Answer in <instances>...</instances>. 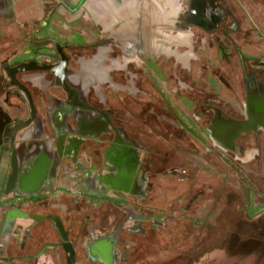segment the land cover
I'll use <instances>...</instances> for the list:
<instances>
[{
    "label": "flooded vegetation",
    "instance_id": "1",
    "mask_svg": "<svg viewBox=\"0 0 264 264\" xmlns=\"http://www.w3.org/2000/svg\"><path fill=\"white\" fill-rule=\"evenodd\" d=\"M68 1L0 53V264H143L207 206L229 241L234 219L264 233L232 163L264 170V132L230 135L264 88V0ZM222 59L239 68L216 92ZM210 156L236 173L241 202L222 206ZM198 234L150 264H202L216 248ZM229 241L226 255L256 253Z\"/></svg>",
    "mask_w": 264,
    "mask_h": 264
},
{
    "label": "rangeland",
    "instance_id": "2",
    "mask_svg": "<svg viewBox=\"0 0 264 264\" xmlns=\"http://www.w3.org/2000/svg\"><path fill=\"white\" fill-rule=\"evenodd\" d=\"M227 51H228L227 53L230 55L229 53L230 48H228ZM206 56L208 57V54H206ZM206 59L209 60V58H206ZM219 62L220 63L218 64L219 65L218 68H220V71L219 73L217 72L216 76L219 77V79L220 78L222 79L223 77H226V73H228L227 75L229 77V80L228 79L227 80L229 82L226 83L227 82L226 78L223 79L225 81L221 82L220 84H219L220 81L215 82L213 90L216 92L220 89V86H223V85H232V86L234 85L235 86V83H234L235 79H234L233 72L235 71L237 72L238 71L237 68H239L238 64L230 62V61H229L230 63L227 64L225 63L224 59L220 60ZM228 67L231 69L232 71L231 73L225 70V69H228ZM230 80L232 82H230ZM238 83H237V87H239L240 88L239 90L242 92V85ZM238 95H239L238 101L243 99L242 93ZM190 157L192 161L196 159L194 161V164H195V167L197 168L196 169L194 168L195 170L193 172H195L196 170L200 171V169L204 168L202 167L203 162H201V160H198L199 158H196L193 155H191ZM205 158H206L205 159L206 163L209 161L211 162V164H213L215 168L218 169L216 170L212 167L213 171L210 172L212 177L210 178L214 180L213 177L215 176L217 181L218 180L222 181V184H221L222 192L220 195L222 196L221 201L225 203V204L223 203L222 206H225L227 203V200H230L232 198L233 199L237 198V203L241 202V198L243 197V191L240 186L239 179L236 173L233 171V169L224 165L221 160H218L212 156L205 157ZM261 159H264V158H258L259 161ZM229 161L232 162L231 159H229ZM232 163L234 164V167L237 168V172H239L240 175L243 178H245L247 187H249V190H250L249 195H250V199L252 203L251 211L254 208L257 209L258 207H264V194H262L261 190H259L256 187L258 183L261 184L262 181L264 182V170L260 169L259 172H256V170H258L255 166L257 162L255 163L254 168L253 167L247 168L245 166L243 167L239 166L240 163H237V162H232ZM258 164L261 165L260 162H258ZM206 174L209 175V173L207 172ZM225 199L227 200L225 201ZM201 211L202 212L199 214H196L194 218L189 219V223H187L188 226L185 227L183 232H181V234L182 233L185 234L183 238L178 237L177 240L175 239L173 243L166 242L165 237L162 238L161 240H158L159 242L157 246L155 247L149 246L143 250L144 252H142V254H139L140 259H138L137 263L150 264L151 262L153 263L154 261L160 262V260L166 259L167 258L166 256H172V255L175 256L176 251L180 250L184 246L189 245V248L194 247V245L197 243V238H198L197 236L199 235L198 234L199 230L202 227H204V230H207V232L209 231V234L205 236V243H207L206 249H210V250L215 249V248L216 249L210 252H207V251L205 252L204 261L202 262V264H210V262L215 263V264H264V233L262 231H259L258 229L256 230L257 228L256 226H252L251 218H248V221L244 220L245 221L244 224L243 222L241 224L240 221L236 219H234L235 221L233 220L234 222L232 221L231 228L235 229V232H234L235 235H232L233 237L231 241H229L231 237L230 238H228L229 236L226 237L225 230L223 229V227L219 224L217 225L216 219H214V215H212V209L207 206L205 210L203 209ZM226 214L229 216L228 212H226ZM235 216L233 215L231 217H235ZM225 218L228 219V217H225ZM201 223L205 224V226H202ZM222 224H225L223 219H222ZM258 232H261V233H258ZM228 241L232 245L237 246L238 249L241 247H242L241 249H244L246 248L244 245L249 244L250 248H253L255 250L254 252L256 253L254 254L249 253L248 256H246L244 254L243 255L240 254L241 251H239L237 248L236 249L239 252L238 251L234 252L235 249L233 248L232 252L230 253L231 255H228V254L226 255V253L223 251V248L219 246H222L225 243H228ZM168 244L169 245L172 244V245L169 246ZM169 247H172V248H169ZM169 251H172V252H169ZM173 264H176V263H173Z\"/></svg>",
    "mask_w": 264,
    "mask_h": 264
},
{
    "label": "crops",
    "instance_id": "3",
    "mask_svg": "<svg viewBox=\"0 0 264 264\" xmlns=\"http://www.w3.org/2000/svg\"><path fill=\"white\" fill-rule=\"evenodd\" d=\"M57 1L59 0H0V53L5 52L10 45L12 48L14 41L23 43L24 38L20 35L24 26H31L41 20L46 16L48 6L56 4ZM62 1L67 3L68 0ZM52 34L51 30H47L38 36ZM256 210L254 208L252 212Z\"/></svg>",
    "mask_w": 264,
    "mask_h": 264
},
{
    "label": "water",
    "instance_id": "4",
    "mask_svg": "<svg viewBox=\"0 0 264 264\" xmlns=\"http://www.w3.org/2000/svg\"><path fill=\"white\" fill-rule=\"evenodd\" d=\"M246 97L245 120L235 123V129L232 130L233 135L230 134L233 139L237 138L242 132L251 130H262L264 132V88H261L260 93L249 91ZM235 153L239 156L245 154L239 146H236Z\"/></svg>",
    "mask_w": 264,
    "mask_h": 264
}]
</instances>
